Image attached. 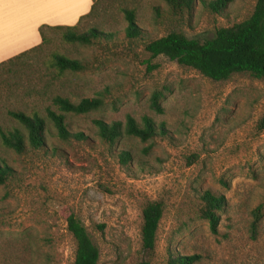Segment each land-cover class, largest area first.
<instances>
[{"label": "rangeland", "instance_id": "374dc122", "mask_svg": "<svg viewBox=\"0 0 264 264\" xmlns=\"http://www.w3.org/2000/svg\"><path fill=\"white\" fill-rule=\"evenodd\" d=\"M255 2L229 0L218 14L195 0L190 11L174 14L162 0H100L78 31L94 27L109 38L83 45L47 30L48 42L22 59L24 65L0 68V129L16 124L9 110H36L48 127L41 149L27 145L19 154L0 142V162L12 170L0 185V264H72L69 211L97 246L98 264H165L168 251L197 255L193 264H264V129H257L264 84L248 73L215 81L164 56L151 60L157 67L150 72L142 62L149 57L146 41L180 32L203 42L249 17ZM125 8L134 10L146 39L125 37ZM53 53L77 59L82 68L59 73L50 65ZM154 89L165 92L163 114L148 107ZM56 94L72 101L102 96L100 109L67 115L69 130L84 140L56 136L45 116ZM126 114L162 121L168 134L144 143L125 135L112 146L103 142L93 120L123 121ZM121 151L131 154L127 165ZM205 190L226 200L216 234L200 217ZM148 201L163 204L153 251L141 247Z\"/></svg>", "mask_w": 264, "mask_h": 264}, {"label": "trees", "instance_id": "16d2710c", "mask_svg": "<svg viewBox=\"0 0 264 264\" xmlns=\"http://www.w3.org/2000/svg\"><path fill=\"white\" fill-rule=\"evenodd\" d=\"M95 0L90 11L81 16L73 26H47L41 25L39 33L41 43L29 50H26L6 61L0 63V68L8 64H15L19 60L21 66L24 65L26 57L30 53L39 50L48 42L47 30H57L62 32V37L68 42H77L83 45H90L104 38H109L111 34L97 28H90L85 32H79L78 27L82 20L89 17L97 3ZM166 3L174 14H183L192 9L195 0H162ZM229 0H200L202 5L214 13H223ZM127 22L125 27V37L128 39H146L145 32L138 26L133 9H123ZM144 51L149 54L142 62L146 71L150 72L157 67L151 60L164 56L177 64L196 70L201 75L215 81L227 80L236 73H248L264 84V0H256L254 8L246 19L227 27H219L213 36L200 42L192 39L180 32H171L156 39L148 40L144 43ZM50 65L59 73L64 71H79L82 68L77 59H71L63 54L53 53L50 55ZM20 65V63H17ZM26 64V63H25ZM165 98L163 89H154L149 96L148 107L156 114H163L162 101ZM51 105L45 108V116L51 122L55 134L58 138L68 141L84 140L81 132H71L67 122V115H85L100 109L104 102L102 96L83 97L78 101H72L69 97L56 94L51 98ZM15 125L10 128L0 129V142L3 146L12 149L16 153H22L29 145L33 149H41L45 146V133L48 131L45 118L38 112L33 111L28 114L24 111L9 110ZM93 124L97 129V134L101 140L108 145L115 144L122 136H130L147 142L155 136L168 134L164 122H156L149 115H142L137 121L132 115L126 114L123 121L115 120L106 122L103 119H94ZM257 129H264V111L257 122ZM150 145L144 148L147 153ZM131 154L128 151L119 153V160L122 165H127L131 161ZM190 164L191 162L188 161ZM12 170L5 163L0 162V185H3L11 176ZM201 206L200 217L208 223L211 233L216 234L220 216L219 212L225 207L224 195L215 194L210 190H205L200 194ZM261 205L253 211L254 220L251 224L250 232H256L259 218L261 216ZM141 224V247L144 251H153L156 242V232L159 221L163 214V204L161 201H148L142 207ZM66 228L71 234L74 243V257L72 264H98L99 251L92 242L80 219L72 212H67ZM197 255H180L168 251L165 264H193L198 260ZM139 264H149L147 260Z\"/></svg>", "mask_w": 264, "mask_h": 264}, {"label": "crops", "instance_id": "0c3cea01", "mask_svg": "<svg viewBox=\"0 0 264 264\" xmlns=\"http://www.w3.org/2000/svg\"><path fill=\"white\" fill-rule=\"evenodd\" d=\"M94 1L0 0V63L39 45L41 25H75Z\"/></svg>", "mask_w": 264, "mask_h": 264}]
</instances>
